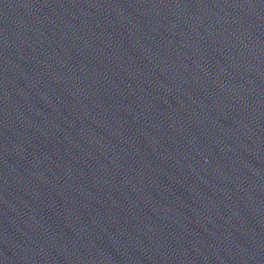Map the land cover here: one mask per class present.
Segmentation results:
<instances>
[{"label": "water", "instance_id": "95a60500", "mask_svg": "<svg viewBox=\"0 0 264 264\" xmlns=\"http://www.w3.org/2000/svg\"><path fill=\"white\" fill-rule=\"evenodd\" d=\"M0 264H264V0H0Z\"/></svg>", "mask_w": 264, "mask_h": 264}]
</instances>
